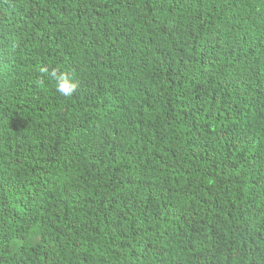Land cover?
Listing matches in <instances>:
<instances>
[{
  "label": "trees",
  "instance_id": "1",
  "mask_svg": "<svg viewBox=\"0 0 264 264\" xmlns=\"http://www.w3.org/2000/svg\"><path fill=\"white\" fill-rule=\"evenodd\" d=\"M0 264H264V0H0Z\"/></svg>",
  "mask_w": 264,
  "mask_h": 264
},
{
  "label": "clouds",
  "instance_id": "2",
  "mask_svg": "<svg viewBox=\"0 0 264 264\" xmlns=\"http://www.w3.org/2000/svg\"><path fill=\"white\" fill-rule=\"evenodd\" d=\"M39 72L42 75H48L54 80L57 91L65 97H71L80 87L79 81L75 80L73 76L69 75L67 72H61L58 69H54L49 73L46 67H41ZM57 72H59V75L56 74ZM38 82L41 84L43 83L42 80Z\"/></svg>",
  "mask_w": 264,
  "mask_h": 264
}]
</instances>
